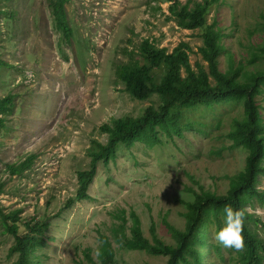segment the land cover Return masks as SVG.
Here are the masks:
<instances>
[{"label":"rangeland","instance_id":"rangeland-1","mask_svg":"<svg viewBox=\"0 0 264 264\" xmlns=\"http://www.w3.org/2000/svg\"><path fill=\"white\" fill-rule=\"evenodd\" d=\"M53 1L0 0V58L8 64L0 69V98L13 96L11 110L0 113L5 124L0 127V208L20 210L21 232L24 220L49 223L36 251L40 264H94L100 232L109 236L115 264H165L167 256L122 247L119 239L129 238L131 220L124 224L114 214L134 211L149 240L153 224L163 242L174 244L166 222L184 229L193 192L202 186L224 194L229 177L244 168L246 150L228 148L227 138L233 118L243 113L242 101L183 109L180 124L188 127H182L181 136L119 145L114 161L97 162L89 199L75 198L77 172L88 169L95 142H106L102 125L140 116L160 102L157 94L133 97L116 76L118 64L142 62L143 39L169 52L188 42L191 65L206 67L198 47L214 21L222 32V71L231 65L264 70V0H218L197 29L181 28L168 18L171 0H67L69 39L56 25ZM161 74L162 67L154 71L157 80ZM255 99L264 127V87ZM28 159L30 164L17 173L8 168ZM258 187L264 191L262 175ZM246 207L259 219L248 220V226L264 243V218L255 214L256 209L264 212V205L254 198ZM217 220L209 225L206 247L197 246L203 264H242L240 252L213 239L223 226L222 214ZM14 241L0 221V264H14L16 254L9 250Z\"/></svg>","mask_w":264,"mask_h":264},{"label":"trees","instance_id":"trees-1","mask_svg":"<svg viewBox=\"0 0 264 264\" xmlns=\"http://www.w3.org/2000/svg\"><path fill=\"white\" fill-rule=\"evenodd\" d=\"M169 16L177 25L185 29H197L206 23V14L212 3L218 0H171ZM67 0L53 1V12L57 27L62 30L64 38L71 37L64 3ZM222 32L213 21L202 34V45L198 47L206 67L196 62L190 63L188 42H179L170 52L165 47H158L148 38L141 41L139 54L142 62L132 60L118 64L116 76L125 85V90L140 100L149 99L157 94L160 102L157 106L148 105L143 114L136 117L116 118L112 123L104 124L101 130L107 133L105 143L95 142L90 151L88 169L77 172L78 189L75 198L89 199L88 185L96 174L98 161L107 163L114 161L119 145H132L137 141L149 144L162 142V135L169 138L182 135L180 124L183 109H192L200 105L209 106L219 101H242L243 113L240 118H233L231 129L227 133L230 140L228 148L242 147L246 150L245 165L242 170L229 177L228 189L224 194L205 190L200 186L194 191L192 201L186 203L185 226L183 230L173 228L175 243L167 244L156 234L151 224L152 239L142 232L141 221L136 212L126 214L124 209L118 210L114 217L128 226L129 238L119 239L122 247L129 250H144L151 254L167 256L165 264H203L197 246L205 248L206 233L211 223L218 224V216L225 205L235 209L245 208L254 198L264 205V191L259 190V176H264V127L255 97L264 87V70L247 72L242 66L231 65L222 71L219 67V55L223 50L220 37ZM264 53L262 48L261 55ZM257 56V55H256ZM8 66L0 58V69ZM162 67V74L157 80L154 71ZM240 73L241 76H240ZM11 94L0 98V113H7L12 106ZM0 127H5L4 118L0 117ZM30 164V159L20 164H8L12 173L21 171ZM0 183V192H1ZM19 209L4 212L0 208V221L4 230L14 236L10 253L16 254L14 264H40L36 251L45 240V232L49 227L47 221H23L26 230L21 232L17 225L20 220ZM216 220V221H214ZM248 220L258 222L259 219L247 215L244 238L245 250L240 252L242 264H262L264 249L263 240L256 236L248 226ZM219 230V229H218ZM88 257V254H86ZM94 264H115V253L109 236L99 233V245L96 248Z\"/></svg>","mask_w":264,"mask_h":264},{"label":"clouds","instance_id":"clouds-1","mask_svg":"<svg viewBox=\"0 0 264 264\" xmlns=\"http://www.w3.org/2000/svg\"><path fill=\"white\" fill-rule=\"evenodd\" d=\"M250 207L235 209L231 205H225L222 209L223 226L213 234V239L226 249H234L236 252L245 250L244 227L247 215H252ZM255 214L264 218V212L255 210Z\"/></svg>","mask_w":264,"mask_h":264}]
</instances>
